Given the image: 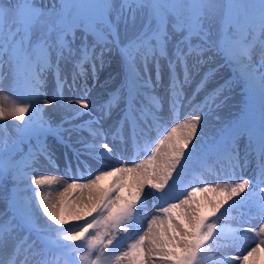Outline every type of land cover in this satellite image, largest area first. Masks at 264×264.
I'll return each instance as SVG.
<instances>
[{"label": "snow or ice", "instance_id": "snow-or-ice-1", "mask_svg": "<svg viewBox=\"0 0 264 264\" xmlns=\"http://www.w3.org/2000/svg\"><path fill=\"white\" fill-rule=\"evenodd\" d=\"M225 71L229 75L207 93L203 106L195 104L198 93ZM105 72L107 80L119 76L120 86L98 104L95 114L88 99L61 103L63 96L56 100L44 91L51 75L57 89L83 86L87 94L88 81L99 83ZM197 76L189 95L187 88ZM0 78L20 93L19 102L7 110L0 107V121L20 122L13 125L14 135L6 125L0 129V203L5 206L0 250L11 246L9 258L0 257V264H30V256L51 245L80 251L73 247L78 241L86 249L80 264H203L211 244L224 234L218 221L256 196L259 184L250 187L249 179L226 176L220 183L193 184L186 195L174 194L184 162L196 154L197 141L202 163L227 160L233 170L243 169L255 153L264 184V0H0ZM235 83L258 100L259 123L236 119L204 132V109L219 107ZM185 102L192 111L162 138L145 143L144 159L129 167L118 158L119 167L99 171L87 183L65 182L57 195L70 188L77 194L88 189L83 209L66 216V203L58 205L51 192L42 194L44 186L51 189L60 180L37 174L35 165L42 158L51 161L57 145L74 149L78 162L92 157L104 163L117 150L106 142L108 135L127 130L133 144L147 140L152 126ZM106 178L112 179L101 187ZM155 193L160 204L153 205L156 214L142 227L141 210ZM196 193L222 198L205 212ZM256 211L264 216V195L258 196ZM39 213L47 218L43 226ZM69 220L83 223L65 229ZM121 232L131 241L123 249ZM24 234L28 238L20 241ZM259 234H264V223ZM258 251L264 254V240L231 259L250 264Z\"/></svg>", "mask_w": 264, "mask_h": 264}, {"label": "bare ground", "instance_id": "bare-ground-1", "mask_svg": "<svg viewBox=\"0 0 264 264\" xmlns=\"http://www.w3.org/2000/svg\"><path fill=\"white\" fill-rule=\"evenodd\" d=\"M46 1H47V3H51V0H46ZM105 75H108V73H106ZM166 76H167V73L165 72L164 78H166ZM101 77H103V76H100V78ZM197 78L199 80V77H197ZM48 79H50V80H48ZM70 79L71 78L69 77V80ZM198 80L196 82H198ZM164 81H165V79H164ZM216 81L219 82V79H217ZM115 82H116V80H107V77H103V83H101V84H104L105 86L111 85L110 88H112L113 87L112 85L115 86ZM165 83H167V80L165 81ZM219 83H223V82L220 81ZM95 84L91 80H89L88 81V89L91 88V86H94ZM99 84H97V86ZM216 86H217V84H216ZM80 89H83V86H81ZM44 91L48 95L49 98H52V95L54 93H56V91H57V86L55 85V80L53 79V77L51 75H49L47 77V82L44 85ZM192 91H194V90H189L187 92L190 95ZM158 92L160 94H163V89H159ZM109 95H110V93H107V94L102 93V96L101 95L100 96L101 97L104 96L106 98V99H104V101H106L108 99ZM204 100H205V97H200V95L198 94L195 97V104L203 106ZM193 106H195V105H193ZM191 111H192V108H190L188 106L187 102H185L184 105L182 107L178 108V110L174 114L166 115L167 121H165V123L153 125L147 140L140 139V140H138L137 143L133 144L130 140V132H128V134H126V135L124 134L125 137L123 135H119V134L113 135L111 137L107 136L106 142H108L110 145H115L116 149L121 153V156L126 160V162H127L126 164L129 167H131V163H132V161H134L132 159H133L135 153L138 151L139 146L145 147V143H151L152 141H155V140H158L159 138H162L163 135H166L163 132L165 130V128L170 130L173 126H175L176 124H179L181 122V120L186 117L187 113L191 112ZM93 113L95 114V112H93ZM254 113H256V112L254 111ZM60 114L63 115V113H60ZM257 120H258V118H257ZM83 135L85 137H87L86 132ZM152 146H155V144L153 143ZM74 153H75V150L72 148L66 149L62 144L57 145L55 148V151L52 154L51 161L42 158L37 163L38 165H35L37 174L41 175V173H42V175L49 176V175L54 174L52 172H54L56 170V172H59L63 176L68 178L67 181L71 180V179H76L78 182L87 183L89 176H92L91 170L94 167H97L98 163L92 157H89V158L81 157L80 161L78 162ZM136 162H139V160H137ZM114 166L117 167L116 161H115ZM197 168H196L197 171H195V173L193 175L195 179H200V177H202V176H205L206 178H208V177L211 178V177L216 176L218 173H220L222 171L229 170V172H230L233 170L231 165L229 164V162L227 160H223V161H219V162L216 160H213V161L208 160L207 163H202V161H200ZM235 171H240V173L244 174L245 178L249 177L251 179L250 182H253V180H255L254 177H256V179H258V181L260 182L261 177H260L259 172H258L259 171L258 159H257L255 153L251 154V157H250L248 163L243 167V169L236 168ZM111 179L112 178L109 179V181L106 183V185H108L110 183ZM29 181H30V179H29ZM64 186H65V182L60 180V183L54 184L51 189H49L47 186H44L41 190L43 191V193L45 195L48 194L49 192H51L52 198L54 199L55 202H57L56 199L59 198V201L57 202L58 205L60 203V200L62 199L61 202H64L67 204V210L65 212V215L69 216V215H72L74 210L84 208V206H85L84 202L88 198L89 193H87L88 189H83V190L79 191V194H77L76 191H74L73 189L70 188V189H68V191L66 193H64L63 196H59V195L57 196V192L60 189H62ZM28 195L32 196V193L29 192ZM73 197H75V199H73ZM153 197H155V196L153 195ZM155 202L158 203V201H150L149 198H147V201H146L147 206H146V208L141 210L142 213H144V215L141 218L142 219V227H144L146 225L147 221L152 218V215L156 214V208L153 207V203H155ZM0 206H2V208H0V213H2L5 210V206L3 203H0ZM35 206L38 207V205H35ZM57 211H59V207H58ZM70 211H71V214H70ZM231 212L232 213H229V212L225 213L224 217L233 216V217L241 220L242 222L244 221V222L248 223L254 229H256V233H254L255 237L258 238L259 241L264 240V234H259V226H260V224L264 223V216H261L256 211V203L255 202H253V201H252V203H251V201L250 202H244L243 204H240V205L232 208ZM67 213H69V214L67 215ZM39 216H40V220L38 221V223L41 226H43L44 221H46L47 218L43 217L42 213H39ZM48 223L51 224L50 221H48ZM219 225L222 226L221 224H219ZM67 226L71 230L76 228L74 226H69V225H67ZM52 227L55 228L57 226L52 225ZM51 235H55V233H51ZM221 237H222V235L218 236L217 239L215 240V242L213 244H211L212 245V248L210 250L211 254H214V255L220 254L222 252V250L225 248L227 253H230L233 255L232 257H234V256L242 257V256L246 255L247 252L251 250V248H253L254 242H252L250 239L246 238V239H244V241L240 242L239 244L232 245V244H229L226 241H224V239ZM27 238H28L27 234H24L23 236L20 237V241H23ZM32 239H35V238L32 237ZM28 243H31V239L28 240ZM51 246H53V245H51ZM10 252H11V246L8 249L0 250V256L7 260L9 258ZM41 254L37 255V256H30L29 259H30V261L32 260L31 263L37 264L38 261H43L44 256H41ZM209 254L208 253L206 254V256L204 257V260L210 261L211 264H215V263L243 264V262L241 260H232L231 259L232 257L221 258V257H217V256L216 257L210 256ZM255 254H254V256H256ZM24 256H25V253L23 250H21V252L19 254V259H23ZM262 256H264V255H261L259 259H261ZM250 264H252L251 261H250Z\"/></svg>", "mask_w": 264, "mask_h": 264}, {"label": "rangeland", "instance_id": "rangeland-1", "mask_svg": "<svg viewBox=\"0 0 264 264\" xmlns=\"http://www.w3.org/2000/svg\"><path fill=\"white\" fill-rule=\"evenodd\" d=\"M45 2L47 3V1L45 0ZM51 2H53V0H51ZM107 72L102 73L101 76L103 77H107V75H105ZM229 75L228 71H225L223 73H221L218 77L219 78H224ZM218 77L216 78V80L218 79ZM119 79V76H117L116 79ZM235 79V78H233ZM50 80V79H48ZM167 80V78H166ZM216 80H213L211 83H215ZM192 87V86H190ZM187 88V91L191 90V88ZM20 99V93L17 91L16 88L12 87L10 84V81L5 80L3 78H0V107H4L6 110L8 108H10L13 103L15 102H19ZM252 101V103H250ZM253 111H256L257 114H253ZM204 112L206 114V119L202 122L203 123V131L204 132H210L211 130L221 126L222 123H226V122H231L233 120L236 119H242V120H249V121H255L257 124L259 123V120L257 121L255 119V116L260 118V110H259V102L256 99H250L248 94L246 93V91L243 88L242 83H235L233 86L232 91L228 94V98L226 101H224L222 104H220L219 107H215L213 106V110L211 112H208L207 109H204ZM27 116V114H26ZM19 121H15L13 119H8L5 121H0V129L4 128V126H7V132L10 135H14V124H19ZM169 129H166L163 131L165 134H167V131ZM206 139V137H205ZM200 146H201V142L197 141V149H196V154L192 156V158L188 161L184 162V168L180 170V175L177 177L176 179V183L174 185V194H180L182 193L183 195H186V192L188 190H191V185L196 184V186H204L205 183L208 184H214V183H220L222 182L221 179L219 178H223L226 177L225 173L226 171H223L222 173H219L216 177H211V178H206L205 176L200 177V179H195L194 178V173L195 171H197V166L199 164L200 161H202V157L200 154ZM140 159H144V146H139L138 151L135 153L134 157L132 160H140ZM215 160L210 159V161ZM120 166V164H119ZM197 168V169H196ZM55 173L49 176H55L57 178H59L60 180L62 179L61 177V173L56 172V170L54 171ZM235 177H239V175H235ZM240 178H245L243 177V175L241 176L240 174ZM246 179V178H245ZM42 194L43 191L41 190ZM89 193V192H87ZM33 195V194H32ZM58 196V195H57ZM155 197H153V195H149L148 198L150 201H158L153 203V205H159L160 201L159 199H157L156 197L159 196V193H155L154 194ZM182 198V196L180 197ZM222 197L219 196L218 193H196L195 194V200L197 202V204H203L205 205L204 211L206 212L208 210L209 207H211V204H214L216 202L217 199H220ZM236 199V198H234ZM57 202L59 201V198L56 199ZM211 202V203H210ZM247 202V201H246ZM0 208H2V206H0ZM229 213H232L231 210L229 211ZM69 214V213H68ZM71 214V211H70ZM95 215V213L93 214ZM70 216V215H69ZM86 219H90V218H86ZM76 222V224H75ZM79 222V223H78ZM74 221V220H69L68 223H66V225L69 226H74L76 227L78 224L83 223V221ZM73 224V225H71ZM144 227H147V223ZM120 237H125V240L123 241V243L120 245L121 249L126 248L127 243L131 242L130 239H128V234L126 233H119L118 234ZM133 235H135V233H133ZM53 238L55 237V235H51ZM35 238V236H33ZM66 242V241H61V245ZM115 243V242H114ZM73 247H79L80 251L74 252L72 250V248H70V255H67V259L63 260L62 258V250L63 248H60L58 246L54 247H50L49 248H45L44 252L42 254L45 255V259L44 260H49V261H54L55 264H76V262L79 260V256L83 254L84 251H86V249H84L81 246V242L78 241L77 245H74ZM109 247H112L111 245ZM212 248V245L210 246V250ZM223 252V256L224 257H232L233 255L230 253H227L225 248L222 250ZM225 252V253H224ZM41 254V256H43ZM109 255H112V253H108ZM118 254V252L116 253ZM250 261L252 262V264H260V260L256 259L255 256L250 258ZM32 260L30 261V264ZM204 264V262H203ZM215 264H221V263H215Z\"/></svg>", "mask_w": 264, "mask_h": 264}]
</instances>
